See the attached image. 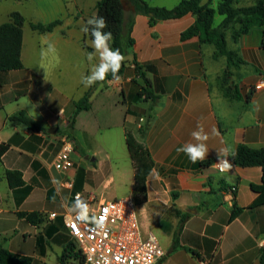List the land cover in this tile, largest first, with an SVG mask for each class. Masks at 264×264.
Listing matches in <instances>:
<instances>
[{
  "label": "crops",
  "instance_id": "0c3cea01",
  "mask_svg": "<svg viewBox=\"0 0 264 264\" xmlns=\"http://www.w3.org/2000/svg\"><path fill=\"white\" fill-rule=\"evenodd\" d=\"M98 1L0 0V26L13 12L26 19L23 68L0 72V145H8L0 156V244L15 255L31 257L32 264H61L64 249L73 243L65 215L73 214L69 208L75 194L95 208L102 200L133 197L135 169L126 145L130 131L149 150L158 173V178L148 176L146 199L136 205L144 234H155L166 253L162 264H199L202 259L263 264L264 205L250 208L258 197L252 185L262 183L263 169L239 167L232 160L226 180L213 163L207 164L218 161L216 150L226 144L236 150L240 145L264 146L263 30L254 28L237 43L228 37L229 48L245 62L232 68L231 82L241 98L230 100L218 82L226 58L215 59L214 46L197 37L181 40L195 22L193 15L151 27L147 16L126 10L125 22L134 18L129 67L120 82L92 86L90 108L80 111L71 126L76 102L92 88L80 83L81 73L90 69L85 47H90V37L81 29L96 14ZM55 20L61 24L52 32L31 28L32 23ZM49 42L56 51L41 55ZM134 59L150 67L144 71L157 100H138L144 82ZM212 80L218 83L215 92ZM20 112L38 128L12 125L10 118ZM201 118L206 131L215 128L218 134L207 141L206 161L193 164L176 149L195 142L190 133ZM64 132L76 144L74 166L68 171L54 165ZM9 171L20 173L23 184L10 185ZM236 208L242 211L231 219ZM176 210L189 217L183 221ZM19 213H38V224Z\"/></svg>",
  "mask_w": 264,
  "mask_h": 264
},
{
  "label": "trees",
  "instance_id": "16d2710c",
  "mask_svg": "<svg viewBox=\"0 0 264 264\" xmlns=\"http://www.w3.org/2000/svg\"><path fill=\"white\" fill-rule=\"evenodd\" d=\"M134 14H142L149 18V24L154 27L161 21L180 19L188 14L195 17V22L181 34V40H189L197 37L201 44L213 45L215 48L214 58H226L227 67L220 77L218 82L220 90L224 97L235 100L240 99L238 88L231 82L233 72L232 68L238 69L245 62L240 57L238 52L231 50L228 46V33H231V40L237 43L242 35L248 34L254 28L263 30L262 48L264 49V0H255L251 6L237 7L238 0H219L217 7H213V0H181L174 8L151 6L144 0H129ZM96 14L104 16L108 21V29L114 36L113 48H119L126 56V60L122 65L119 75L122 76L128 69L130 61L127 59L129 51L134 47L135 40L132 37L134 18L131 17L128 23L125 22L126 6L125 0H99L96 4ZM216 13L224 17L219 26L214 25ZM26 19L19 12H13L10 15V21L0 26V72L11 70H19L23 68L21 58L22 43H23V27ZM60 20H55L48 24L32 23L31 28L38 33L52 32L58 25ZM90 37V36H89ZM88 50L92 49L85 46ZM138 77L144 84L140 85L138 100L143 97L146 99L157 100L158 96L154 94L152 83L147 78L144 69L148 70L149 66L140 65L136 59L133 60ZM264 74V73H263ZM106 81H112L111 75ZM93 87L85 94V96L76 102L75 115L71 121V126L75 122L76 115L82 110L90 108L89 99ZM12 125H25L29 128L36 129L38 126L26 115L25 112H20L10 118ZM126 145L135 169V185L133 197L136 204H141L146 199V181L150 172L154 167V162L149 150L146 146L135 138L132 132H126ZM8 145H0V156H2ZM238 155L233 160L234 164L239 167H254L258 166L263 169L262 183L252 185V190L258 194L257 199L250 206L256 208L264 205V146L260 148H251L246 145H240L237 148ZM209 161L207 164L211 165ZM7 176L12 186H20L23 184L21 174L18 172H7ZM18 179H15L17 178ZM16 180V181H15ZM183 221L189 214H184L176 210ZM242 209L236 208L231 216V219L236 218ZM20 217L25 218L32 224H38V213H19ZM177 245V241L174 242ZM70 259L80 260L82 258L76 250L74 243H70L63 251L59 258L61 264H66ZM262 261L264 264V249L262 250ZM31 257L18 256L6 250L0 244V264H32Z\"/></svg>",
  "mask_w": 264,
  "mask_h": 264
},
{
  "label": "built area",
  "instance_id": "2783aa9c",
  "mask_svg": "<svg viewBox=\"0 0 264 264\" xmlns=\"http://www.w3.org/2000/svg\"><path fill=\"white\" fill-rule=\"evenodd\" d=\"M260 88V86H257ZM60 149L55 156L57 169L68 171L74 166L72 156L76 144L69 133L59 136ZM218 161L213 162L216 163ZM219 172V170L216 168ZM237 188L232 186L231 193ZM82 194L74 195V200ZM89 205V204H88ZM89 216L103 217L104 229H97L91 221H81L75 213L65 215L68 234L79 252L83 264H162L166 255L157 236L144 234L137 205L132 196L102 200L97 207L89 205ZM56 214H51L54 218ZM199 264H212L199 260Z\"/></svg>",
  "mask_w": 264,
  "mask_h": 264
},
{
  "label": "clouds",
  "instance_id": "9594fccd",
  "mask_svg": "<svg viewBox=\"0 0 264 264\" xmlns=\"http://www.w3.org/2000/svg\"><path fill=\"white\" fill-rule=\"evenodd\" d=\"M108 21L104 16L94 15L89 18L86 24L82 27L81 31L90 36L89 46L92 51L87 52L86 58L90 64L89 71L81 73L80 83L89 88L97 83L104 82L109 75L115 82H120L122 77L119 75L123 63L126 60V56L120 51L119 48H113L114 36L111 31H105L108 29ZM56 51L53 43L49 42L46 49L41 51V55H47L48 53H54ZM201 120L197 121L196 128L190 133L192 141L186 142L176 149V152L183 153L189 161L193 164L206 161L209 148L207 141L210 135H217L215 128L211 129V132L205 130L204 124ZM218 162L214 163L212 167L219 170V173L227 180V173L233 169L232 160L238 155L237 150L232 145H225L216 150ZM153 178H158V173L153 169L150 172ZM57 184L60 181H56ZM69 211L75 213V215L83 222L93 223L97 229H104L105 223L103 217L89 216V205L79 196L71 203Z\"/></svg>",
  "mask_w": 264,
  "mask_h": 264
},
{
  "label": "rangeland",
  "instance_id": "374dc122",
  "mask_svg": "<svg viewBox=\"0 0 264 264\" xmlns=\"http://www.w3.org/2000/svg\"><path fill=\"white\" fill-rule=\"evenodd\" d=\"M151 6H158V7H166V8H174L177 6L181 0H144ZM207 1V0H206ZM219 0H213V7L216 8ZM255 3V0H238L237 7H246V6H251ZM125 6L126 10L131 13H134L133 7L129 0H125ZM224 17L221 16L220 14L216 13L215 15V20H214V25L217 27L221 24L223 21ZM231 33L232 31H229L228 37L231 39ZM230 42V41H229ZM144 82V81H143ZM217 85L218 83L215 80H212V86H213V91L215 92L217 90ZM157 235L160 237L161 242L166 243L167 236L164 235L163 233H157Z\"/></svg>",
  "mask_w": 264,
  "mask_h": 264
}]
</instances>
